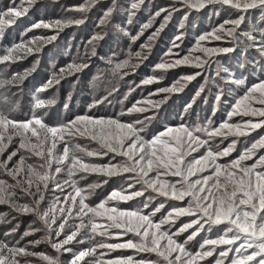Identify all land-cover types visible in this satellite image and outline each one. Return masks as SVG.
Listing matches in <instances>:
<instances>
[{
	"label": "snow or ice",
	"instance_id": "1",
	"mask_svg": "<svg viewBox=\"0 0 264 264\" xmlns=\"http://www.w3.org/2000/svg\"><path fill=\"white\" fill-rule=\"evenodd\" d=\"M51 4L75 14L45 18L47 0H0V264H264V0H170L134 34L126 25L144 0ZM96 7L100 30L84 54L53 65L30 109L15 115L42 49ZM197 14L224 18L182 47ZM174 18L159 61L142 75L140 65ZM12 25L23 26L18 42L5 35ZM41 29L48 31H34ZM109 30L127 37L124 59L97 50ZM27 55L31 68L11 69ZM92 57L106 67L87 80ZM233 57L235 68L223 62ZM68 76L91 99L74 111L69 92L65 114L53 121L48 107L56 98L41 94ZM194 80L190 100L167 119L161 106ZM106 252L115 255L103 259Z\"/></svg>",
	"mask_w": 264,
	"mask_h": 264
},
{
	"label": "rangeland",
	"instance_id": "2",
	"mask_svg": "<svg viewBox=\"0 0 264 264\" xmlns=\"http://www.w3.org/2000/svg\"><path fill=\"white\" fill-rule=\"evenodd\" d=\"M49 3V8L47 15L48 16H62V15H74L75 13H64L62 11L61 7H55L51 4V0H47ZM82 0H59L60 5H73L76 3H80ZM122 4H126L129 2V0H120ZM170 2V0H144V4L141 6V8L137 11L136 17H134V23L132 25H126L128 27L129 31L134 34L135 29L138 27L139 23L143 22L149 15L150 12L155 11L156 6H165ZM100 4H106L109 3V0H99ZM41 15H44L43 10L40 12L35 13L31 17V19H37ZM100 15V8L96 7L92 10H90L87 14L88 18L85 20V23L79 26L75 25H69L63 28L59 32V35L57 36V40L53 41L51 44L45 45V47L42 49L40 55L39 63L36 65L35 70L31 71L30 74L25 78L22 85V92L20 93L19 99H20V106L18 110L14 113L15 115L23 118L24 113L27 112L30 109L31 106V96L32 93L35 92V89L39 87L41 84H43L48 77L51 75V72L53 70V65H55L56 69H59L60 67L72 63L74 59L77 57L78 53L79 55H83L85 51V45L88 43V39L90 35L94 31H99L100 29L96 26L98 24V16ZM122 18V15L118 14L114 16L113 22L119 23ZM224 18V15L221 14L220 16H209L208 14L205 15H193L192 19L194 22V26L190 27L188 29L189 35L188 39L185 40L184 45L182 47H187L188 42L192 39V37L199 33L204 31H209L211 27L219 22L222 21ZM24 18H21L23 20ZM175 18L169 22L165 30L161 33V36L158 38L156 42H154L153 49L150 52L148 58L140 65L138 71L143 74H151L150 65L154 62H158L163 50L165 49V45L168 41V39L174 34L175 32V24H176ZM19 23V21H18ZM23 26H27L25 23ZM23 26L20 28H17L16 25L8 26L5 29V35L8 37V41H11L15 39L17 42L20 39L19 33L23 31ZM37 34H41L44 32H47L48 30H34ZM151 29L147 30L144 34V37L141 39L146 38L148 32H150ZM28 35H31L29 33ZM4 43V41H0V44ZM128 40L127 37L120 38V34L109 30L107 35L105 36L104 41L100 42L97 46V50L101 53H108L111 55V51H115L116 57L115 59H124L128 52ZM102 45V46H100ZM137 44L132 45V50L134 51L137 48ZM2 54V52H0ZM230 56L232 54H229ZM32 60L33 55H27L24 59L15 61L11 64V69H14L16 71H23L24 68H31L32 67ZM92 60L94 61L93 64L89 65L88 69H85L83 72V76L86 77L87 80H91L93 75L97 74V69H103L106 67L102 62L97 61L96 57H92ZM78 62V61H77ZM227 65H230L231 67L235 68V58L233 57L230 60L223 61ZM178 71L176 69L169 70L167 73H164L165 81H161V84L165 82H170L172 77V73ZM157 74H159V70H157ZM108 74L105 73V76ZM249 77L250 80H255L256 76L254 74L245 73ZM73 77L68 76L65 77L60 81V85L53 86L52 88H49L45 91V93H42V98H47L49 95H54L56 98L57 103L55 105L48 107V112L52 118L53 121H55L59 116H63L65 114V110L63 108L62 101L68 96L69 92L72 93V100L70 101V107L74 111H78L82 107H84V101L87 99L90 101L91 99V90L88 91H80L78 88H73L68 81L71 80ZM199 79V77L197 78ZM108 81L104 80L100 84L99 93L103 92L105 84H107ZM151 87V86H148ZM194 87H197L196 81H192L188 83L185 88L182 90V92L175 94L174 96H171L168 101H165L164 105L161 107L165 109L166 113H168L167 119L171 120V113H174L178 110H182V107L184 103L188 100H190L191 95L194 92ZM122 90H126L125 87H122ZM147 93L145 92V95ZM132 95H139V90L134 92ZM199 99V98H198ZM115 104V101H114ZM117 110L119 108V105H115ZM194 107H197L194 105ZM205 105L201 102L199 106L197 107V110L200 111V115L203 116V109ZM109 111H111V108H109ZM233 120H239L240 117H233ZM259 129L255 130V132H258ZM255 132L251 133V135H255ZM16 140L17 138H13ZM243 139V138H241ZM12 145L9 144L8 147H11ZM91 175V174H90ZM107 187V186H105ZM99 191V189H97ZM147 195V193H145ZM125 202H120L121 205H123ZM127 203H131V201H128ZM4 206L0 205V211H4ZM98 222L102 221L98 218ZM28 224V220L26 217L21 219L20 222V230L22 231ZM5 227L4 224L0 223V230H2ZM115 231V230H111ZM96 239H100L99 236L96 237ZM87 243V242H86ZM41 248H44L43 245L40 246ZM47 251H51L50 249H46ZM98 252L103 251L101 249L97 250ZM119 251V250H117ZM130 251V250H125ZM114 256L115 252L112 253H105V256L103 259H107L108 256Z\"/></svg>",
	"mask_w": 264,
	"mask_h": 264
}]
</instances>
